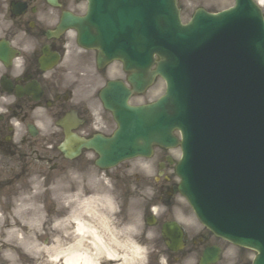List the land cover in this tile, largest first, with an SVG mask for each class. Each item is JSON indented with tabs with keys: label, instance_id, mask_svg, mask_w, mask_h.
I'll return each instance as SVG.
<instances>
[{
	"label": "flooded vegetation",
	"instance_id": "af4514ba",
	"mask_svg": "<svg viewBox=\"0 0 264 264\" xmlns=\"http://www.w3.org/2000/svg\"><path fill=\"white\" fill-rule=\"evenodd\" d=\"M75 2L0 0V264H5L8 255L9 229L18 230L28 243L38 241L46 233L44 238L58 240L61 250L70 248L73 239L71 230L65 228L67 212L55 210L66 206L7 204V176L13 180L31 177L33 162L40 160L58 175L67 176L74 171L75 160L66 159L58 149L64 138L59 121L71 111L81 120L76 131L86 138L98 131L105 135L112 131L111 115L101 102L99 119L95 120L92 110L96 105L92 98H99L96 79L106 77L108 66L98 69L97 52L81 48L74 31L59 27L65 12L76 13ZM255 2L264 16V0ZM93 66L97 74L90 77ZM124 207L127 206H117L119 210ZM43 208L54 210L43 213ZM124 217L133 221L132 215L112 216L120 229ZM193 227L185 228L184 249L154 250L147 254L145 264H188L192 257L200 264L207 249L219 250L218 259L212 264H253V250L224 240L201 225ZM119 238L124 241L123 236ZM130 239L139 243L136 228ZM162 242L165 244L164 239ZM115 250L117 257L100 253L98 264H123L122 250ZM59 258L57 264H63Z\"/></svg>",
	"mask_w": 264,
	"mask_h": 264
},
{
	"label": "water",
	"instance_id": "95a60500",
	"mask_svg": "<svg viewBox=\"0 0 264 264\" xmlns=\"http://www.w3.org/2000/svg\"><path fill=\"white\" fill-rule=\"evenodd\" d=\"M87 1L88 11L86 17L80 19L71 18L72 25L77 27L81 37H84L90 45L99 49L101 55L100 61L107 62L112 60L113 57H122L124 54L118 52L114 48V41L111 40L115 37V31L120 27V19L122 18L120 11L118 10L117 12V8L113 7L107 9V11L103 10L99 3L101 1L109 0ZM144 1H146L144 3L145 5H149L153 0ZM238 1L240 2H238L236 9L231 12L225 11L218 15L210 14L200 9L197 11L192 22L185 27L180 22L176 0H154L155 25H157L158 33L160 35L165 34L169 37L174 46H183L186 42L190 41L198 34L210 30V28H219L222 25H228L230 18L235 22L234 26L230 25L232 29L234 28V31H239L242 29L241 26L243 25L239 22L242 20L245 21L243 17L247 16V4L245 0ZM121 2L123 1L120 0V3ZM129 2L131 1L125 0V4ZM111 6L112 5L110 4V7ZM116 7H118V5ZM239 11H241V13ZM155 25H152L153 28ZM123 28H126V26ZM259 35L260 36L252 41L249 50L253 54H257L259 60H264V33L259 32ZM235 50L236 49H233L232 51ZM154 51L159 53L157 49H150V51L149 49H146V54L138 57L139 60H143L140 64H137L136 62L132 63L128 58H123L125 69L132 72L129 81L133 85V91L135 92L144 91L153 82L156 74H160L166 78V70L172 68L171 62L162 68V63L166 60V56L159 53L163 58V61L158 64V68L155 72L149 73V64L145 66L143 65L148 60L150 62L152 61V54ZM244 52H247V50L245 49ZM242 56L240 57L242 61L235 59V65H239L240 67V69H238L241 73L240 78H246L247 80V82L242 83L240 86L241 89L245 90L242 93V96H245V94L248 95L241 105H235L233 112H230L233 108L228 110V113L231 115L230 119H235V125L237 126L235 136L233 139L230 137V140L240 144H250L247 142L245 143L243 127L247 124L245 119L250 118L252 124L258 122L257 120L261 118L259 113H262V110L260 109L264 108V64L258 62L254 64L243 62L246 57H244V55ZM168 86L170 87V83ZM131 93L132 91L123 83L110 82L102 92L101 96L105 106L113 112L118 123L117 131L112 137H100L87 141L80 139L73 134L68 135L67 142H76L77 144H63V150H65L66 153H71V151L73 152L74 150L75 153H78L83 146L92 147L100 155L97 160V165L108 168L127 158L138 155L149 156L152 152L153 143H158L166 147L176 145L177 139L172 135V131L174 128L178 127L183 130L185 135V140L182 143L184 145L185 157L180 167L183 172L188 159V135L185 125L186 123L181 121L182 117L180 116V113L178 115V112L174 107L175 101L170 92V88L164 97L156 103L147 106L136 107L129 105L128 98ZM223 111H225V108H223ZM225 123L226 120L223 121L224 131L227 129ZM225 134L226 136H230L227 131ZM180 175L182 176L180 190L194 205L199 217L209 226L224 233L223 229L219 230L213 221L204 215V213L207 212H205L204 209H201L199 202H196V197L192 194L191 189H189L190 185H186L183 175ZM178 231L179 230L177 229V235L175 233L174 238L177 244L181 242V236H178ZM171 233L172 232L168 233V236L171 237ZM257 237L258 236H251L250 242L245 241V243L252 247H257L260 250L264 249V240H259Z\"/></svg>",
	"mask_w": 264,
	"mask_h": 264
},
{
	"label": "rangeland",
	"instance_id": "374dc122",
	"mask_svg": "<svg viewBox=\"0 0 264 264\" xmlns=\"http://www.w3.org/2000/svg\"><path fill=\"white\" fill-rule=\"evenodd\" d=\"M231 3V0H178V6L184 22L189 20L194 9L198 6H205L213 11H218L228 5H231ZM74 9L77 12L84 11V7L80 9L78 4ZM121 76L124 75L121 73ZM101 81L103 82L102 79ZM164 90L165 82L161 78H158L154 81L152 87L145 93L133 97L132 102L143 103L152 101L159 94L163 93ZM162 154H168V151H157L156 156L154 155L150 159L126 161L116 168L107 171L98 170L94 167L92 159L85 158L75 162V171L72 175L66 178L54 176L56 181H54L51 177V182L47 185L44 180V174H46V164L43 162H35L34 165L31 166V172L34 175L39 173L42 177L36 176V180L32 181L34 185L31 191L27 192V180L23 177L13 180L11 175L7 176V184L12 182L11 186H7V204L11 203L12 194L22 195L25 200L24 203L26 202L29 204H56L57 198L62 195V200L60 202L57 201V203L64 204L67 197L66 190L73 192L72 190H76L79 184H92V182H96L95 185L89 186L91 190L88 191L91 193H111L116 199V204L127 205L128 207L126 210H129L130 212L137 210L139 214L141 232L144 230L146 225L143 217L151 212L150 208L153 205H155L156 208L157 206L160 207L162 204L172 206L170 208L171 211L166 214L169 216L172 215L182 220L184 223H188L189 221H192L191 217L193 214L186 200L177 193H174L171 198L167 196L169 188L175 186L178 182V177L175 176L173 170L174 163L167 165L165 168V175L169 178V180H164L163 177L158 174L157 165L161 160ZM179 154L180 152L178 155ZM54 184L59 187L60 195L58 197V192H56L57 189H53L54 186H52ZM19 202L23 203L22 201ZM158 210L159 213H161L159 208H157V211ZM146 227V232L152 231L151 228ZM154 238L155 241H158L159 239L157 235H154ZM142 241L144 240H141L140 245L143 249L142 251L145 253V244ZM14 258H16V255ZM19 259H17L18 262ZM17 261L14 260V263ZM43 263L51 264L46 261V259H43ZM142 263L143 259L141 258L140 264Z\"/></svg>",
	"mask_w": 264,
	"mask_h": 264
},
{
	"label": "bare ground",
	"instance_id": "6f19581e",
	"mask_svg": "<svg viewBox=\"0 0 264 264\" xmlns=\"http://www.w3.org/2000/svg\"><path fill=\"white\" fill-rule=\"evenodd\" d=\"M87 184H79L76 190L68 194L66 197L67 211L66 229H70L73 239L70 248L65 249L63 253L64 264H97L96 255L105 253L108 257L117 256L116 250L112 249L109 242L105 240L106 236L114 235V242L125 246L126 242L121 241L116 237L109 225L108 218L99 215L102 211L109 210V207L115 205V199L111 194L91 193L88 190ZM60 200L62 197L60 196ZM97 204H103L104 208H98ZM100 230V231H99ZM119 232V230H117ZM131 243V242H130ZM85 246H92L93 252H89ZM33 253L36 254L33 258V264H43V259L38 254L45 253L46 260L56 263L62 251H58L53 246H46L41 243H34ZM130 259L123 255V264H127L128 259H136L141 261L142 249L138 246L130 245ZM13 256H10V261L14 264Z\"/></svg>",
	"mask_w": 264,
	"mask_h": 264
}]
</instances>
